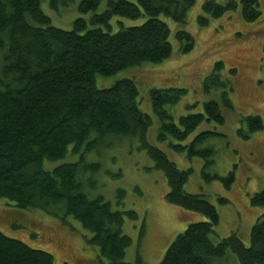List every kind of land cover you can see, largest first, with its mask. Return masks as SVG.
Wrapping results in <instances>:
<instances>
[{
    "label": "trees",
    "instance_id": "16d2710c",
    "mask_svg": "<svg viewBox=\"0 0 264 264\" xmlns=\"http://www.w3.org/2000/svg\"><path fill=\"white\" fill-rule=\"evenodd\" d=\"M42 1L0 0V200L21 211H41L63 225L68 219L75 221L88 234L86 243L96 250L97 259L128 264L124 258L131 240L122 233V226L124 218L135 220L136 215L113 209L101 196L93 195V176L100 171V164L89 162L87 155L116 142L137 139L140 149L164 175L166 201L203 217L175 238L159 264H211L228 252L240 264H264V214L251 228L248 247L237 234L214 244L211 237L219 223L218 214L204 196L184 192L191 170H179L161 149L148 143L146 135L152 119L139 109L135 82L121 79L109 88L95 87L97 77L108 78L170 59L171 36L182 53L190 52L194 40L183 27L196 0H105L101 13L89 21L76 19L70 31L50 25L40 9ZM49 2L55 8L74 0ZM101 2L80 0L78 11L94 13ZM238 2L242 22L260 19L259 0H226L223 4L208 0L201 6L198 26L204 28L210 20L235 12ZM115 17L145 21L137 26H121L113 33L109 23ZM165 19L177 29L171 31ZM223 71L221 62L214 63L204 78L202 91L204 95L219 92L221 105L232 112L229 78L235 71L228 70L227 77ZM186 94L180 88L149 90L151 111L159 122L157 141L189 160H202V176L207 181L220 180L228 189L234 181L233 173L225 178L207 173L216 153L208 141L221 135L208 130L195 134L203 123L224 125L220 105L217 100H208L203 112L179 116L175 121L168 108L178 105ZM238 124L236 135L242 140L264 129L258 115L241 116ZM69 155L80 158L49 170L51 163ZM122 198L123 192L117 191V199ZM220 202L227 203L225 199ZM250 204L264 208V189L252 196ZM53 262L49 253L0 232V264Z\"/></svg>",
    "mask_w": 264,
    "mask_h": 264
},
{
    "label": "rangeland",
    "instance_id": "374dc122",
    "mask_svg": "<svg viewBox=\"0 0 264 264\" xmlns=\"http://www.w3.org/2000/svg\"><path fill=\"white\" fill-rule=\"evenodd\" d=\"M205 1L208 0H196L183 27L194 40L190 52L182 53L179 44L171 36L170 59L159 65L147 64L128 69L108 78L97 77L95 87L109 88L121 79L135 82L139 90V109L152 119L146 135L148 143L161 149L179 170H191L184 192L204 196L218 214L219 223L211 237L213 243L237 234L244 246L248 247L251 228L264 214V208L250 204L252 196L264 189V129L248 140L240 139L236 130L241 116L258 115L264 122V0H259L261 16L255 23L240 20L238 2L235 12L218 20H210L208 26L200 28L197 17ZM214 1L223 4L226 0ZM79 2L74 0L66 6L58 4L51 8L49 0H43L40 9L49 18L52 27L70 31L76 19L89 21L94 14L101 13L105 8V0H102L94 13L80 14ZM144 21V18L133 21L115 17L109 23L110 31L115 33L121 26H137ZM165 21L171 31L177 29L176 24L168 19ZM216 62L223 64L222 74L225 77L228 70L235 71V75L229 78L232 112L221 105L219 92L212 91L210 95H204L202 91L204 78ZM1 68L0 54V75ZM166 88L187 91L178 105L168 108L175 121L179 116L203 112V104L208 100L218 101L225 119L224 125L203 123L195 134L208 130L221 135L208 141L216 153L214 164L207 173L220 178L233 173L234 181L228 189L220 180L207 181L202 176V160H189L185 155L177 154L157 141L159 122L151 111L148 92L150 89ZM121 142L87 155L89 162L100 164V171L93 176V195L101 196L113 209L133 211L136 215L135 220L124 218L122 226V233L131 240L125 262L159 264L175 238L189 224L202 221L203 217L170 205L165 199L168 186L164 175L154 167L146 152L140 149L139 141L134 139ZM79 158L80 155H69L61 162L51 163L48 168L52 167L49 169L52 170L63 162H77ZM116 174L121 176L113 177ZM117 191L123 192L121 200L117 199ZM220 199H225L227 203H221ZM0 232L30 248L49 253L53 257V264H108L103 259H97L96 250L86 243L88 234L75 221L68 219L66 225H63L41 211H21L5 200H0ZM211 264L240 263L234 254L228 252L225 257L215 259Z\"/></svg>",
    "mask_w": 264,
    "mask_h": 264
}]
</instances>
